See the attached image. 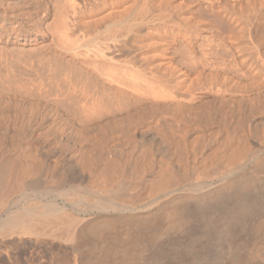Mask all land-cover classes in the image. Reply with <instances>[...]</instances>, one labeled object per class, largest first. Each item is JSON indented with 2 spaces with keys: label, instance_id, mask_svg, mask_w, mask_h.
I'll return each instance as SVG.
<instances>
[{
  "label": "bare ground",
  "instance_id": "1",
  "mask_svg": "<svg viewBox=\"0 0 264 264\" xmlns=\"http://www.w3.org/2000/svg\"><path fill=\"white\" fill-rule=\"evenodd\" d=\"M43 1L0 0V43L4 44L3 47L0 44V264H23L25 259L29 262L33 259L30 255L28 258L30 248L34 247L36 251L43 247L41 244H50L51 253L57 255H50L52 262L46 255L48 259L45 261L50 264H94L95 255L101 252V243L97 241L105 238L106 231L110 229L108 232L111 233V230L137 225L136 231L129 227L132 231L129 233H143L142 223L146 219H157L162 212L165 218L171 219L162 221L170 223L173 214L177 217L180 214L177 213L179 210H176V215L171 212V207L180 200L192 204L193 212L205 220L210 217V224L206 226L209 228L205 227L204 231L210 229L211 233L212 228L215 231L228 222L226 228L223 226L218 230L228 237V245L245 240L242 228L245 230L247 227L242 224L244 219L248 220L246 215L256 220V230H251L254 234L251 237L255 238L260 233V226L251 215L264 212V187L262 193L259 186V189L255 187L256 175L246 174L247 179H241L244 174L239 173L240 166L229 163L228 171L219 170L221 173L215 185L209 182L208 175L205 181L196 182L194 178L195 182L190 183L182 182L179 177L180 183L173 185L171 175L170 178L166 175L168 169L165 172L161 168L164 166L161 160L164 163L166 159V167L173 175L182 173L187 181L192 179V176L190 179L185 177L186 173L182 172L183 167L174 155L184 151L185 156L183 153L178 156L184 157V164L190 168L188 171L196 169V163H200L195 161L196 156L201 152L197 154L198 148H193L194 145L189 148L181 142L185 141L182 137L189 133V123L198 121L193 123L196 126L195 123L201 121V125L207 122V125L217 128L216 131L211 127L215 132L213 134L211 130L209 144L224 136L223 147L217 149L218 152L213 150L215 159L214 156L210 158L218 165L224 163L227 156L223 151L234 145L231 144L237 138L235 124L239 118H242V123L246 118L243 125L246 127L247 123L253 141V146L246 152V162L261 161L264 157V0H66L65 8L61 7L63 10L59 13L55 12L58 10L57 2L53 7L55 13L52 14L57 17L52 16L55 21L51 23L56 30L50 29L46 23L53 9L47 7L48 2H44L45 7ZM45 39L50 40L44 45L47 50L45 56L36 59L29 58L25 49L21 51L19 47L17 50L10 46L17 43L16 46L25 47ZM177 122L189 126L186 127L188 129L181 127V134L184 132L185 136L177 134L179 137L176 139V133L181 130H175ZM239 124L243 126L241 122ZM156 126H162V132L166 130L164 134H168L170 143L179 142L181 136L178 146L187 149L178 152L175 142L173 151L172 146L167 145L166 135L163 134L164 139L159 137ZM201 136L198 133V137ZM180 143L183 146L180 147ZM231 147L230 153L234 155L239 149L232 152ZM162 148L167 149L163 156H158V153H163L160 152ZM233 155L228 158L234 159ZM160 157L165 159L160 160ZM228 158L227 162H231ZM212 161L208 162L215 164ZM208 162L203 164L201 161L205 166ZM147 163L150 165L148 170ZM156 165L160 167L152 169L157 171L153 173L150 168ZM159 170L160 175L157 176ZM153 174L156 177H151ZM133 175H136L134 182L138 179L136 186L128 180ZM110 184L115 187L107 188ZM119 195L127 196L126 200L116 197ZM165 209L171 212V216ZM195 213L192 214L196 217ZM180 217L178 220L174 217L175 221ZM197 219H201L197 222H202V218ZM175 221L173 225H176ZM189 224L183 225L182 230L191 227ZM248 225L251 229L254 224ZM238 230L242 232L241 240L237 239ZM191 234L188 235L193 238L194 233ZM206 234L209 240L212 235L206 232L203 235ZM198 235L202 236L195 234L197 239ZM196 237L189 240L190 243L185 236L189 246ZM167 240L173 238L168 235ZM215 241L210 238L209 244ZM204 242L208 244V241ZM204 242L197 245V249H194V244L190 247L195 250L193 256L197 250L199 253L196 255L200 256V250L205 249L202 246L207 245ZM241 244L244 247L245 244ZM261 245L263 247L264 244ZM257 246V251L255 249L250 254L251 247H246L249 251L242 248L240 251H247L249 257L245 260L243 255L236 254V264H264V257L260 259L259 256L264 249ZM181 247L177 248V253L172 244L170 249L166 248L177 255L184 250ZM111 251L108 250L107 255ZM44 253H39V256L45 257ZM181 253L177 255L179 258L184 255L183 251ZM4 255L11 259L10 263L5 257L3 259ZM175 256L172 259L176 260ZM97 257L95 260L99 262ZM104 258L99 260L106 263ZM202 258V261L206 259ZM165 259L158 263L175 264ZM195 259H186L184 264ZM103 261L100 262L104 264ZM213 261L211 264L215 263Z\"/></svg>",
  "mask_w": 264,
  "mask_h": 264
},
{
  "label": "rangeland",
  "instance_id": "2",
  "mask_svg": "<svg viewBox=\"0 0 264 264\" xmlns=\"http://www.w3.org/2000/svg\"><path fill=\"white\" fill-rule=\"evenodd\" d=\"M42 1H43V0H42ZM58 1H59V2H58ZM58 1H57V0H44V1H43V3H44V2H45V3L48 2L47 5H49V6H47V5L44 3L45 7L47 6V7L53 9V10L51 9L52 11L50 12V13H51V17H49V18L46 20V23H48L47 25H48V26L50 25V29H53V30H54V29L56 30V28L54 27V26H55L54 23H51V22L55 21V20L53 19L52 16H54V18H56L57 16H56L54 13H55V12H56V13H59L60 11H62L63 9L61 10V7H64L63 5H65V2H66V0H61V1L58 0ZM64 1H65V2H64ZM56 2H57V4H58L57 7H56V5H57ZM53 3H54V5H53ZM61 3H62V5H61ZM59 4H60V5H59ZM52 5H53V6H52ZM54 6H55L56 8H58V10H59V9H60V10L58 11V10L56 9V10L58 11V12H57V11L55 10V8H53ZM64 8H65V7H64ZM54 10H55V12H54ZM52 12H54V13H53L54 15L52 14ZM52 19H53V20H52ZM51 24H53V26H51ZM51 27H52V28H51ZM50 29H49V30H50ZM49 41H50V40H49ZM49 41H48V39H45V40L41 41L40 43L32 44V45L30 44V45L25 46L28 50H27L24 46H22V45H20V44H19L20 46H19V45L16 46L17 43H15L16 45H15V44H11L10 46H11L12 48H13V46H14V48L17 49V50H19V48H20L21 51H23V50L25 49L26 51H24V52H27V51H28L27 53H28L29 58H30V56H31L32 58L36 59V58H40V57L45 56L44 54L46 53L47 50H46V48L44 47V45L46 46V43L48 44ZM0 44H1V46L3 47L4 44H3L2 42H1ZM2 44H3V45H2ZM1 46H0V47H1ZM33 46H34V48H33ZM41 46H42V47H41ZM17 47H19V48H17ZM21 47H24V48H21ZM32 48H33V49H32ZM40 48H41V51H40ZM42 48H43V49L45 48L44 51H43ZM33 50H34V51H33ZM30 51H31V53H30ZM36 51H37V52H36ZM42 51H43L44 53H43ZM41 52H42V53H41ZM35 53H37V55H36ZM59 68H60V67H59ZM243 118H244V117H243ZM244 120H245V121H244ZM244 120H243V123H242V118H239V122H238V124H235V129H237V130H235V132L237 133V138H236L235 142L231 144V145L234 144L233 147L229 146L228 148H226V149L223 151V152L225 153V155L227 156V157H226V156L224 155V158L226 157V159H224V160L226 161L227 164L225 163V161H223L224 163H221L220 165H218L217 163L213 162L211 159H213V156H214V153H215L213 150H215V149H216V150H217V149L221 150L220 147H223V144H222V143L224 142L223 140H224L225 138H224V136H221V137L219 136V138L217 139L216 142L213 141V142H214V144H213L214 147H213V145L210 146V144L213 143V142H212V143L209 144L210 140L212 139V138L210 137V136H212V134H211L210 132L213 131V134H214L215 130L217 131V128H215V126L207 125V124H206L207 122H204V123H202V125L204 124V125H203L204 127H203V126L201 125V123H200L201 121H200L198 124L195 123V124H196V126H195L193 123H194V122H198V121H194V122H192V123H189V125L191 124V126H189V125H188L189 127L186 126V127L189 128V129H188V128H186V127L183 125V124H184L183 122H181L182 124H180L179 122L175 123L174 128H177V129H175V130H179V128L181 129V127H182V128H186V129L189 130V133H188L186 136L183 134L184 132L181 134V132L183 131V129L179 130L180 132L176 133V135L178 134V135H181V136H182V135L185 136V137H182V139L185 138V141H186V142L183 141V142H181V143H182L183 145L185 144V145H186L187 147H189V148H192V147H193L192 145H194L193 148L196 147V150H197V148H198V151H196V153H197V152H198V153L201 152L200 154L197 153V154H198V155L196 156V157H197V160H195V159H194V160H195L196 162H198V163H199V161H200L199 164L202 165V166H200L199 164L196 163V169H194V170L192 169L191 171H190V170L188 171V169H190V168L187 169L186 164H184V162H183V161H184V157H183V156H185L183 150H184V149H187V147H186V148L183 147L184 149H182L181 146H183V145H182L181 143H180V147H181V148H179V146H178V145H179L178 143H179L180 141H182V140H181V136H180V139H178L179 142L174 141L175 138L177 139V138L179 137L178 135L175 136L174 140L171 139V141H174L173 143L177 142V146H176V145L173 144L172 142H171L172 144L170 143V141H169V138H170V137H169V136L167 137L168 134H167V135L164 134L166 130H165L164 132H162V130H161V129H162V126H160V127H159V126H156V127L158 128V131H159L158 133L160 134L159 137H163V139H164V136L166 135L165 138L167 137L166 139L168 140V143H167V145L169 144L168 146L171 147L172 145H174V146H176V148L178 147V150H177L178 152L183 151V152H182V153H183V156H181L182 153H178V152L175 150L178 154H181V155H180V156H178V154H177V155H174V156H175L174 159L179 160V161H177V162L179 163V165L181 164V166L183 167V168H182V172L185 171V173H186V174H185V177H186V178L189 176V179H190V176H192V179L188 180V181H189V182H188L187 179L184 178V176H183L184 174L181 175L182 173L180 174L181 176H180V175H177V174H174V175H173V173H172L171 171H169V168L166 167V166L168 165V163L166 162V159H165L164 157H160V160H161V158H164V159H165V162H166V163H165V162L163 163V161H162L163 159L161 160V163L164 165V166L161 167V168H162L164 171H165V170L167 171V169H168V172H166V171H165V172H166V175H167V174H168V175H169V174L171 175V181L173 182V183H171V184H173V185H178V184L180 183V181H178V180H180V179H181L182 182H183V180H185V183H190V182H192V181L195 182V180H196V182H200V181H203L204 179H206V176L208 175V176H207V177H208L207 179L209 180V182H213V184L215 185V183L217 184V182H218V180H219V178H218V177H219V173H221V171L219 172V170L222 168V169H221L222 172H223V170H224V172H225L226 169H229V168H230V165H228L229 163H231V164H234V163H235V165H239L240 168H241L240 171H239V173H240L241 175L244 174L243 176H241V179H242V177H246V174H247V176H248V175H252V174H253V176L256 175L257 180H256V182H255L256 185H255V184H254V185H255L256 188H257V186H259V187H260V190L262 189V190H261V193H262V191H263V187H264V185H262V184L264 183V182H263V181H264V166H263V165H264V157H263L262 159L260 158L261 161H260V160H259V161L256 160V161H258L257 164H255V163H256L255 160H254L253 162H248V163L246 162V152H248V151H249L248 149H250V148L253 146V141H251L252 139H250L251 136H249V135H250V134H249L250 132H249V129H248V127H247V123H246V127L243 125L244 122H246V118H245ZM240 122H241V124L243 125L242 127H241L240 124H239ZM179 124H180V126H179ZM199 124H200V125H199ZM205 124H206V125H205ZM182 125H183V126H182ZM237 125H239V126H237ZM201 126H202V127H201ZM200 127H201V128H200ZM211 127H214L215 130H214V128H211ZM237 127H238V128H237ZM240 127H241V128H240ZM160 128H161V129H160ZM203 128H204V130H203ZM206 128H208V129H206ZM239 128H240L241 130L244 129V130H243V133H242V131H241ZM242 128H243V129H242ZM246 128H247V129H246ZM190 129H191V130H190ZM212 129H213V130H212ZM192 130H193V131H192ZM211 130H212V131H211ZM246 130H248V131H246ZM194 131H195V132H194ZM237 131H238V132H237ZM176 132H177V131H176ZM179 133H180V134H179ZM193 133H194V134H193ZM198 133H199V136H200V134L203 135V136H201V137L199 138V137H198ZM203 133H204V134H203ZM163 134H164V136H163ZM239 134H240V135H239ZM194 135H195V137H194ZM243 135H244V138H243ZM247 135H248L249 137H248ZM196 136L199 138L198 141H197V137H196ZM207 136H208V137H207ZM222 137H223V138H222ZM261 137H262V135L260 136V138H261ZM187 138H188L189 140H188ZM195 138H196V140L193 141ZM202 138H203V139H202ZM205 138H206V139H205ZM246 138H247V139H246ZM160 139H161V140H160ZM166 139H165V140H166ZM201 139H202V140H201ZM221 139H222V140H221ZM242 139H243V140H242ZM262 139H263V138H261V140H262ZM159 140L162 141V138H159ZM165 140H163V143H166L167 140H166V141H165ZM191 140H192V141H191ZM199 140H200V141H199ZM220 140H221L222 142H221ZM238 140H239V141H238ZM258 140H260V139H258ZM160 141H159V142H160ZM196 141H197V143H194V142H196ZM237 141H238V142H237ZM240 141H241V142H240ZM184 142H185V143H184ZM188 142H189V143H188ZM218 142H219V143H218ZM204 143H205V144H208V145H205ZM215 143H217L218 146H217ZM236 143H237V144H236ZM170 144H171V145H170ZM188 144H190V145H188ZM199 144H200V145H199ZM221 144H222V145H221ZM237 145H238V146H237ZM251 145H252V146H251ZM174 146L171 147V149H172L173 151H174V149H175V148L173 149ZM190 146H192V147H190ZM198 146H200V147H198ZM206 146H207V147H206ZM216 146H217V147H216ZM246 146H247L248 148H247ZM170 147H169V148H170ZM204 147H205V148H204ZM212 147H213V149H212ZM230 147H231V151H232V152H233V149H234V151H235L236 149H239V150H238V151L236 150L237 152H234V155H233L232 153H230ZM244 147H245V148H244ZM201 148H202V149H201ZM162 149H163V150H161L160 152H163V153H162V154H161V153H158V156H159V154H160V156H163L164 153H165L164 150H166L167 148H166V149L162 148ZM181 149H182V150H181ZM199 149H200V151H199ZM203 149H204V150H203ZM210 149H212V150H210ZM227 149H228V150H227ZM180 150H181V151H180ZM201 150H202V151H201ZM216 150H215V151H216ZM219 150H217V152H218ZM245 150H246V151H245ZM247 150H248V151H247ZM206 151H207V152H206ZM225 151H226V152H225ZM228 151H229V155H228ZM239 151H240V152H239ZM243 151L245 152V157L243 156V155H244V152H243ZM212 152H213V153H212ZM140 153H141V152H140ZM185 153H186V152H185ZM238 153H240V154H238ZM242 153H243V154H242ZM138 154H139V152H138ZM211 154H213V155H211ZM230 154L233 155L234 159H236V158L238 157V158L236 159V160H237L236 162H235L234 159L231 158L232 156H231ZM235 154H238V156L236 155V157H235ZM240 155H241V156H240ZM176 156L180 157V159L183 158V159H182V162H181V160L178 159ZM201 156H202V157H201ZM208 156H209V158H208ZM211 156H212V158H211ZM215 156H216V155H215ZM215 156H214V159H215ZM228 156H231V157L228 158ZM200 157H201V158H200ZM241 157H242V158H241ZM243 157H244L245 159H244ZM199 158H200V159H199ZM210 158H211V159H210ZM227 158H228V161L231 160V162H230V161L227 162ZM141 159H142V157H141ZM204 159H205L207 162H208V161H209V162L212 161V162L215 163V164L212 163L213 165H211V163L208 162V163H207L208 165L206 164V166H205V165H203V164L206 163V161H205ZM240 159H241V161H239ZM242 159H243V160H242ZM210 160H211V161H210ZM147 161H148V160H145L144 162H147ZM201 161H202L203 164L201 163ZM203 161H205V162H203ZM259 162H261V163L259 164ZM161 163H160V166H161ZM243 163H244V164H243ZM245 163H246V164H245ZM143 164H144V163H143ZM183 164H184L186 167H185ZM216 164L218 165V167H220L221 165H223V166L220 167V168H218ZM258 164H259V165H258ZM198 165H199V166H198ZM215 165H216V166H215ZM241 165H242V166H241ZM249 165H250V166H249ZM254 165H256V166H254ZM142 166H144V165H142ZM145 166H147V170H148L149 167H150V165L148 166V163L145 164ZM145 166H144V167H145ZM160 166H157V165H156V166H154L155 168H154V167H153V168L151 167L150 170H152V169H154V170H158ZM207 166H208V168H207ZM209 166H210V168H209ZM225 166H227L228 168L225 167ZM260 166H261V167H260ZM157 167H158V168H157ZM201 167H203V168H201ZM204 167H206L207 169L204 168ZM224 167H225V168H224ZM156 168H157V169H156ZM200 168H201V169H200ZM255 168H256V169H255ZM262 168H263V169H262ZM145 169H146V167L143 168V170H145ZM162 169H161V170H162ZM183 169H184V170H183ZM199 169H200V170H199ZM203 169H204V170H203ZM247 169H249V170H247ZM154 170H152V172H153V173H156L157 171L154 172ZM163 170H162L161 172H163V174H164V171H163ZM186 170H187V171H186ZM196 170H198V172H197ZM226 171H228V170H226ZM250 171H252L253 173L250 172ZM170 172H171V173H170ZM189 172H190V173H189ZM215 172H216V173H215ZM245 172H246V173H245ZM254 172H255V173H254ZM158 173H159V174H156L157 176L160 175V170H159ZM188 173H189V174H188ZM250 173H251V174H250ZM191 174H192V175H191ZM210 174L213 175V177L210 176ZM215 174H217V175L215 176ZM156 175L153 174V176H151V177H154V176L156 177ZM170 175L168 176L169 178H170ZM186 175H187V176H186ZM257 175H258V176H257ZM134 176H136V175L131 176L130 179L128 178V180H130V181H132V182L134 183V184H132V186H134L135 184H137V180H138V179H136V181L134 182V179H135ZM172 176L175 177V178H172ZM209 176H210L211 178H213V179H210ZM179 177H180V179H179ZM251 177H252V176H251ZM176 178H177V179H176ZM183 178H184V179H183ZM194 178H195V180H194ZM217 178H218V179H217ZM248 178H249V177H248ZM132 179H133V180H132ZM244 179H245V178H244ZM246 179H247V177H246ZM258 179H260V180H258ZM212 180H213V181H212ZM177 181H178V182H177ZM204 181H205V180H204ZM261 181H262V182H261ZM176 182H177V183H176ZM260 182H261V183H260ZM257 184H258V185H257ZM109 186H110L111 188L115 187V186H113L112 184H110V185L107 186V188H110ZM135 186H136V185H135ZM262 186H263V187H262ZM257 189H259V188H257ZM116 197L119 198V199H121V197H122L123 200H124V198H125V200H126V198H127V196L124 197V196H120V195H119V196H116ZM122 199H121V200H122ZM180 201H181V200H180ZM180 201H179V203H174L175 206H174V207H171V209L173 208L174 211L171 210V212H172V213L175 212V215H176V210H177V211L179 210L180 212L178 211L177 213H178V214L180 213V214L182 215V216H181L182 218L180 217V214L178 215V217H180V218H179V221H180V220L182 221V219H184V222H183V221H182V222H181V221H180V222L177 221V220H178V219H177L178 217H177V216H174V214H173L172 217H171V218L173 219V221H172V222L170 221V223H169V221L166 222V221L169 220L170 218H168V216H167V218H165V213L162 212L163 215L161 214V216L158 217L157 219H154V218H152V219H151V218H150V219H146V220L142 223V224H144V226H143V228H144L143 231H144V232H143V233L146 234V235H144V236H146L145 238H144V236L142 235V234H143L142 231H140V233H139V232H138V233L135 232V234H137V235H135L134 232H133V234H131L132 231L129 229V227H130L131 225H130L129 227H128V226L123 227V230H122V228H120V230H116V231H118V232H116L115 230H111V233L114 231L113 235H112L110 232H108L110 229H109L108 231H106L107 233H105V235H104V237H105L104 239H105V240L103 239V240H104V243L102 242L103 240L97 241V243H99V242L101 243V245L99 244V245L101 246V248H100V246H99L97 243H96V244H97L98 247L100 248L101 252H103L102 254H104V255L106 254V256H108L107 258H109L110 260L107 259L106 256H102L101 252H98L101 256H100L98 253L95 255V257H94V264H99L100 261L102 262V261H103L102 259H103L104 257H105L104 259L106 260V263L103 261L104 264H108V263H109V264H114V263H115V264H137V263H138V264H155V263H156V264H159L158 262H160V261H162V260H163L162 262H164V259H165V258H167V260L165 259V261H171L170 263L179 264V263L181 262V260H183V258H185V257H186V258H185L184 261H187V260H189V259H195V258H196L195 261L190 260V261L187 262V264H189L190 262H191L190 264H193L194 262H195V264H196V260H197V263H198V264H204V263H205V264H211V262H212L213 260H215V263H213V264H231V263H232V264H236V261H234V260H235V256H236V254H241V255H243V256L245 257V260H247L248 257H249L250 252L254 251V250L256 249L255 247H256L257 245H259V246L262 247L261 244H264V242H263V241H264V236H263V235H264V233H263V232H264V231H263V230H264V228H263V227H264V216H261V214L264 215V214H263L264 212H263V213H262V212H259V214L257 213L256 215H255V214L251 215V217H252V216H255V219H257V221H258L257 224L260 226V228H259L258 225H257V228H259V232H260V233L256 234L255 238L251 237V236L254 235L253 233H252L253 235L251 234V230L253 229L252 232L256 230V228L254 227V226H256V220L253 219L254 217L251 218V219L254 220V223H252L253 220H251V219L249 218V217H250L249 215H246L245 218L248 219V220H246V221H247V222H246L245 219H244L245 222L243 221V224H242V225L245 226V227H247L248 230L250 229V228L248 227V226H249L248 224L251 223V225H252V224H254V225H253V227L250 225V227H252V228L249 230L250 232L247 231V228H245V230H244V227L242 228V229H243L242 232H244L243 234H246V235H243V238H245V236H246L245 240H244V239H242V240L240 239V238H242V232H241V230H238V233H239L238 235H239V236H238L237 239L241 240V241L243 242V244H245L244 247L241 246V245H242V244H241L242 242L239 241V240H238V241H239V243H238L239 245H238V244H235V243H232V244H234V245H230L231 243L229 242V243H230V244H229L230 247H229V245H228V237H227L225 234L223 235V232L218 231L219 228H220V229H221V228H224V227L226 228L228 222H227V223H224V224H226V225H224V224L222 223L224 227L222 226V227H219L218 229L216 228L217 233L215 232L216 230H215V231L213 230V229H215V228H212V232L209 233L210 229H209V230H206V229L209 228V227H206V226H208V225L210 224V222H208V221H210V220H209L210 217L207 216L208 219L205 220L203 217L198 216L195 212H193L194 209L192 210V208H191V207H192V204L186 203V204H187V205H186L185 203H182V201H181V202H180ZM176 202H178V201H176ZM177 204H179L178 207H176ZM263 204H264V203H263ZM181 205H182V206H181ZM189 205H191V206H189ZM170 206H171V205H170ZM170 206L168 207V209L170 208ZM172 206H173V204H172ZM180 206H181V207H180ZM186 206H187L189 209H188ZM182 207H183V209H182ZM174 208H175V209H174ZM176 208H177V209H176ZM178 208H179V209H178ZM168 209H167V210H168ZM169 210H170V209H169ZM182 210H183V214L181 213ZM190 210H191L192 212H191ZM163 211H164V210H163ZM184 211L188 214V216H187V214H185L186 217L184 216V213H185ZM257 211H258V210H257ZM261 211H262V210H261ZM165 212H166V214L168 213V211H166V209H165ZM171 212H170V213H171ZM170 213H168L169 216H171ZM192 213H193V214L195 213V214H196V217H195V215H193ZM168 214H167V215H168ZM257 215H259V218L261 217L262 219L257 218ZM163 216H164V218H163ZM173 216L175 217V219H177L176 221H175V219H174ZM197 216L200 217V218H202V222H200V223H199V221L197 222V220H200V221H201V219H197V218H198ZM247 216H248V217H247ZM183 217H184V218H183ZM186 218H187V219H186ZM190 218H191V219H190ZM162 219H167V220L162 221ZM203 219H204L205 221H203ZM215 219H216V218H215ZM154 220H155V221H154ZM157 220H158V221H157ZM160 220H161V221H160ZM170 220H171V219H170ZM192 220H193V221H192ZM156 221H157V222H156ZM174 221L176 222V223H175L176 225H173ZM187 221L190 222L191 227L189 226L190 224H189ZM164 222H165V223H164ZM177 222H179L180 224L182 223V227H183V225H186V226H187V224H189L188 226H189L190 228L184 226V227L186 228L185 231H184V230H182V229H184V228H182ZM185 222H186L187 224H184ZM196 222H197V223H196ZM203 222H204V224H203ZM248 222H249V223H248ZM161 223H163L164 225L161 224ZM167 223H169V224H168L167 227H166V224H167ZM192 223H193V224H192ZM201 223H202V225H204L203 227H200V226H202V225L199 226V224H201ZM218 223H220V221H219ZM247 223H248V224H247ZM159 224H160V228L158 227ZM197 224H198V225H197ZM172 225H173V226H176V227H175L176 229H175L174 227H172ZM177 225H178L179 228L177 227ZM194 225H195L196 227H199V228H197V230H196V227H195ZM247 225H248V226H247ZM136 226H137V225H132V227H134V228H132V227H130V228H131L132 230H133V229L135 230V227H136ZM169 226H171V227H169ZM192 226H193V227H192ZM220 226H221V225H220ZM261 226H263V227H261ZM165 227H166V228H165ZM194 227H195V228H194ZM205 227H206V229H205L206 231L203 230ZM161 228H163V230H162ZM171 228H172V229H171ZM188 228H189L190 230H191L192 228H193V229L190 231ZM200 228H201V230H200ZM125 229H126L128 232H127V231H124ZM149 229H151V230H149ZM254 229H255V230H254ZM129 230H130L131 233H129ZM134 230H133V231H134ZM145 230L147 231V233L145 232ZM181 230H182L183 232H182ZM120 231H122V232H120ZM135 231H136V230H135ZM156 231H157L158 233H157ZM164 231H165V232H164ZM196 231H197L198 234H202V236H201V235H198V236L200 237V238L198 237V239H197V237L195 236V234H197ZM199 231L202 232V233H200ZM239 231H240V232H239ZM115 232H116V233H115ZM172 232H173L174 234H173ZM187 232H188V233H187ZM191 232H192V234L194 233V234H193V235H194L193 238L196 237V240L194 241V243L192 242V243L195 245L194 249H195L196 246L199 245V244H200L199 246H201V242H204V241H208V244H207V242H204V243L207 244V245H209V246H210V245H213L214 243L216 244V246H215V244H214L215 248H214V246H213V247L210 246V247H211V248H210V247L207 246V245H206V247H207L208 249H206L205 246H202V247L205 248V249H203L202 247H200V248L198 247V249H203V250H200V252H201V253H200V256L204 253L203 251H205V250L207 251V250H208L207 252L205 251L206 253H204L206 256H205V255H202L203 258H202V256H201L202 259H204L205 257H206V259H207L208 257L211 258L213 255L216 254L215 256H213V259H212V258H211V259L208 258V259H207L208 262L206 261V259L203 260V261H206L207 263H206V262H203L202 260H200V259H201L200 256L196 255V254L199 253V252H197L198 250L196 251V253H194L195 256H193V251H195V250H193V248H192V250H191V248H190L193 244H190L191 246H189V243H187L189 240H192V241L194 240L193 238H190V237H192V236H189V235L191 234ZM203 232H204V233H205V232L208 233V235H210V234L212 235L213 232H215V233L212 235V237H209V240H208V239H207V234H206V236H204V235H203V234H204ZM256 232H258V229H257ZM118 233H121V235L118 234ZM125 233H126V234H125ZM141 233H142V234H141ZM171 233H172V234H171ZM240 233H241V234H240ZM248 233H250V235H249ZM106 234H107V235H106ZM130 234H131V236H130ZM139 234L142 235V238L140 237L141 235H139ZM177 234H178V235H177ZM186 234H187V235H186ZM188 234H189V235H188ZM192 234H191V235H192ZM221 234H222V235H221ZM114 235H115V236L118 235L119 237H120V236H121V237H120L119 239H117L118 236H116V239H114V238H115ZM123 235H124V236H123ZM148 235H150V236H148ZM166 235H167V237H166ZM168 235H169L171 238H173V240H171V241H170V240H167ZM172 235L175 236V237H172ZM211 235H210V236H211ZM220 235H221V237H220ZM248 235H249L250 237H247ZM257 235H259V237H258ZM111 236H112V237H111ZM134 236H135L136 238H135ZM138 236H139V237H138ZM147 236H148V237H147ZM179 236H180V237H179ZM185 236H186V238H187V236H188V238H187L188 241H186ZM203 236H204V237H203ZM108 237H109V238H108ZM113 237H114V238H113ZM128 237H130V238H128ZM137 237L140 238L141 241H140V239H138ZM226 237H227V238H226ZM260 237H261V238H260ZM122 238H123V239H122ZM125 238H127V239H125ZM133 238H134V239H133ZM203 238H204V240H203ZM205 238H206V240H205ZM210 238L213 239V241H214V240H216V241H215L214 243L211 242L212 244H211V243L209 244V242H210ZM217 238H218V239H217ZM249 238H250V240H249ZM107 239H109V240H107ZM128 239H130V240H128ZM148 239H149V240H148ZM222 239H223L224 241H223ZM225 239H226V240H225ZM116 240H117L118 242H117ZM119 240H120V241H119ZM127 240H128V241H127ZM131 240H132V241H131ZM138 240H139V241H138ZM142 240H143V243H141ZM166 240H167V241H166ZM176 240L179 241V242H177ZM180 240H182V241H180ZM248 240H249V241H248ZM105 241H106V242H105ZM144 241H145V242H144ZM168 241H169V242H168ZM172 241H173V242H172ZM174 241H175V242H174ZM185 241H186V244H187V250L190 251L188 254H187L188 251L186 250V245L184 244ZM197 241L199 242L198 244H197ZM238 241H237V242H238ZM254 241H255V242H254ZM107 242H109V243H107ZM110 242H111V243H110ZM154 242H155V243H154ZM156 242H157L158 244H156ZM181 242H183L184 245L181 244ZM189 242H190V241H189ZM245 242H246V243L248 242L249 244H246ZM258 242H259V243H258ZM125 243H128V244L125 245ZM164 243H165V244H164ZM166 243H167V244H166ZM190 243H191V242H190ZM204 243H202V245H203ZM250 243L252 244V246H253L254 249L252 248V246L250 245ZM257 243H258V244H257ZM102 244H103V246H102ZM104 244H106V246H104ZM114 244H116V245H114ZM147 244H148V245H147ZM151 244H152V245H151ZM159 244H161V245H160V248L158 247ZM163 244H164V245H163ZM171 244L176 248V250H175L176 253H177V251H179V249H177V248H180V246H182V247L184 248V250L186 251V254H187V255L185 254L184 250H183L182 247H181V249H182V251H183V254H184L183 256H185V257H183V256L181 255V257H180L181 259H180L179 256H180V254H182V253H181L182 251L180 250V253L178 252L179 256H177L178 254L176 255V253H173V252H174V249H172L173 247L171 248V246H170V248H171V251L173 250V252L169 251V249H170V248H169V245H171ZM179 244H180V245H179ZM37 245H38V244H37ZM41 245H42L43 247H41ZM41 245H38V246H37V247H41V248L37 249L36 251H35V248H34V247L30 248V251L34 248V249H33L34 251H33V252L31 251V252H32L31 254L29 253L30 251L28 252V258H30V257L33 258V259H32L33 261L30 259L32 262H31V261L28 262L27 259H25L26 262L23 261V260H22V262H24V263H26V264H50V263L53 261V257H55V256H57V255L54 254L53 252H52L53 254L51 253V251H50V247H49L50 244H49V245L41 244ZM110 245H111V247H109ZM112 245H113V246H112ZM120 245H121V246H120ZM166 245L168 246L169 249L166 248V247H167ZM237 245H238V246H237ZM33 246H34V245H33ZM107 246L109 247L108 249H106ZM136 246H137V247H136ZM154 246H155V247H154ZM176 246H177V247H176ZM178 246H179V247H178ZM184 246H185V247H184ZM188 246H189V248H188ZM233 246L236 247V248H235V249H236V250H235L236 252L234 251V247H233ZM259 246H257V248H258ZM44 247H45L46 249H47V248H49V249L46 250ZM123 247H124V248H123ZM125 247H126V248H125ZM150 247H151V248H150ZM162 247H164V248H162ZM192 247H193V246H192ZM225 247H226V248H225ZM232 247H233V248H232ZM246 247H248V248L251 247L252 250H251V248H250V249H249L250 251H249ZM261 247H259L261 250L264 249V245H263L262 248H261ZM102 248H105V249H102ZM112 248H113V250H112ZM116 248H117V249H116ZM131 248H132V249H131ZM209 248H210V249H209ZM224 248H225V249H224ZM239 248H240V249H239ZM242 248H244V249L246 248V249L249 251V254H247V251H246L245 253H244V252H241L240 250H241ZM259 248H258V249H259ZM41 249H43V251H45V252L47 251V252L44 253ZM160 249H161L162 252L160 251ZM164 249H165V250H164ZM196 249H197V248H196ZM212 249H213V250H212ZM222 249H223V250H222ZM40 250H41L42 253L45 254V257H44V256H39V255H40L39 253H41V252H39ZM48 250H49L50 252H49ZM105 250H106V251H105ZM108 250H109V252L112 250V251H111L112 253H110L109 255H107V254L109 253V252L107 253ZM119 250H120L121 252H120ZM158 250H159V251H158ZM166 250H168V251H167V252H169L168 254H167ZM209 250H211V251H209ZM230 250H231V251H230ZM238 250H239L240 252H238ZM156 251H157V252H156ZM164 251H165V252H164ZM243 251H245V250H243ZM255 251H257V249H256ZM255 251H254V252H255ZM105 252H106V253H105ZM115 252H116V253H115ZM158 252H159V253H158ZM160 252H161V253H160ZM170 252H171V254H170ZM202 252H203V253H202ZM208 252H209V253H208ZM229 252H230V254L233 253V255H232V256L229 255V254H228ZM237 252H238V253H237ZM37 253H38V254H37ZM154 253H155V254H154ZM157 253H158V254H157ZM190 253H192V254H190ZM211 253H212V254H211ZM225 253L228 254V256H226ZM261 253H262V251H261ZM263 253H264V252H263ZM263 253H262V254H263ZM32 254H35V255L33 256ZM36 254H37V255H36ZM159 254H160L161 256H160ZM165 254H167V255H165ZM172 254H175V255L177 256V257H176V256L174 255L175 258H176V260H175V259H172V258L174 257ZM189 254H190V255H189ZM262 254H261V255H262ZM29 255H30V257H29ZM31 255H32V256H31ZM41 255H42V254H41ZM46 255L49 256V257H48L49 259L47 258ZM50 255H51V256L55 255V256H53V257L51 258ZM98 255H99V257H97ZM170 255H171V256H170ZM191 255H192L193 257H192ZM220 255H221L222 257H220ZM261 255H259V256L261 257V258L259 257L260 259H262V257H264L263 255H262V256H261ZM37 256H38V257H37ZM114 256H116V259H115V260H113V259H114ZM190 256H191V257H190ZM207 256H208V257H207ZM218 256H219V257H218ZM4 257H5V260H7V263H10V260H11V259H10V260L7 259L6 257H8V256H6V255L3 256V259H4ZM34 257H35V258H34ZM96 257L98 258L97 261H99V262H96V260H95ZM101 257H102V259L99 260V258H101ZM110 257H111V258H110ZM182 257H183V258H182ZM216 257H217V258H216ZM230 257H231V258H230ZM25 258H26V257H25ZM39 258L42 259V260L44 259V261L40 260ZM46 258H47L49 261L51 260V262H48V260L45 261ZM177 258H179V259H177ZM188 258H189V259H188ZM228 258H230V260H229ZM23 259H24V258H23ZM34 259H35V260H34ZM38 259H39V260H38ZM134 259H135V260H134ZM186 259H187V260H186ZM231 259H232V260H231ZM36 260H37V261H36ZM158 260H159V261H158ZM198 260H200V261H199L200 263L198 262ZM210 260H212V261L209 262ZM219 260H220V261H219ZM225 260H226V261H225ZM8 261H9V262H8ZM40 261H42L43 263L40 262ZM109 261H111V262H109ZM115 261H116V262H115ZM122 261H123V262H122ZM184 261H182V263H180V264H184ZM192 261H193V262H192ZM218 261H219V263H218ZM262 261H263V263H264V259H262ZM27 262H28V263H27ZM45 262H46V263H45ZM95 262H96V263H95ZM101 262H100V263H101ZM117 262H118V263H117ZM130 262H131V263H130ZM162 262H160V263H162ZM177 262H178V263H177ZM201 262H203V263H201ZM213 262H214V261H213ZM234 262H235V263H234ZM24 263H23V264H24ZM168 263H169V262H168ZM10 264H11V263H10ZM67 264H68V263H67ZM101 264H103V263H101ZM185 264H186V262H185Z\"/></svg>",
  "mask_w": 264,
  "mask_h": 264
}]
</instances>
